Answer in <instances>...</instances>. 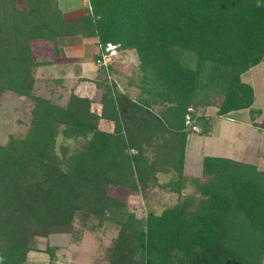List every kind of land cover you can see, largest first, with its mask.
<instances>
[{
    "label": "trees",
    "instance_id": "trees-1",
    "mask_svg": "<svg viewBox=\"0 0 264 264\" xmlns=\"http://www.w3.org/2000/svg\"><path fill=\"white\" fill-rule=\"evenodd\" d=\"M87 1L66 20L59 0H0V98L32 103L26 133L0 145V264H25L37 238L108 225L118 232L105 264H264V170L206 156L203 180L184 177L188 137L210 136L214 116L248 111L264 132V110L242 80L264 62V0ZM69 37L94 40L96 61L108 45L134 54L137 97L111 76L117 56L95 83L100 113L88 97L60 105L35 95L34 70L50 63L36 62L33 46L51 43L58 58ZM59 137L77 146L57 151ZM158 174L170 180L159 184ZM188 185L198 198L140 219L110 189L180 196Z\"/></svg>",
    "mask_w": 264,
    "mask_h": 264
},
{
    "label": "rangeland",
    "instance_id": "rangeland-1",
    "mask_svg": "<svg viewBox=\"0 0 264 264\" xmlns=\"http://www.w3.org/2000/svg\"><path fill=\"white\" fill-rule=\"evenodd\" d=\"M60 8L66 20H74L82 16L88 7L87 0H59ZM61 54L55 57L51 43L35 44L33 46L34 60L38 63L49 62V65L39 66L34 70V93L37 96L50 99L60 105H65L71 94L88 97L93 101L92 111L100 113L99 98L104 91L96 86V82L105 79L101 67L94 56L98 47L94 40L80 37H69L58 43ZM105 63L117 56L115 69L119 74L111 75L116 79L117 87L136 98L138 91L129 85L130 79L139 76L137 59L131 52L120 58L116 47L108 45L105 49ZM81 61V62H80ZM82 64V65H81ZM82 66V71L79 66ZM86 80V81H84ZM245 83L252 85L255 94L254 107L264 109V62L252 68L242 76ZM32 103L25 98H19L12 93H5L0 98V145H4L9 137H22L29 126ZM201 112V111H200ZM215 108L204 110L206 116H214ZM213 132L210 136L188 137L185 149L184 177L188 180L201 179L202 159L209 157L229 158L236 161L255 164L259 170H264V132L253 128L248 111L231 113L222 119L214 116ZM257 122L260 118L256 119ZM100 129L111 132L112 124L105 121L99 123ZM76 143L57 139L59 146ZM159 184L170 180V175H157ZM113 194L120 197L130 212L137 218L144 217L149 211L161 213L164 208L175 205L184 198H198L192 186L188 185L181 195L168 193L160 187H149L145 197L140 193L124 188L110 187ZM196 201V200H194ZM79 229V227H78ZM113 226H104L90 232L82 230V235H51L47 238H37L39 252L28 254L25 264H105L108 249L117 237ZM49 250V252H47ZM52 253V256H51Z\"/></svg>",
    "mask_w": 264,
    "mask_h": 264
},
{
    "label": "built area",
    "instance_id": "built-area-1",
    "mask_svg": "<svg viewBox=\"0 0 264 264\" xmlns=\"http://www.w3.org/2000/svg\"><path fill=\"white\" fill-rule=\"evenodd\" d=\"M106 56H105V54H103L102 55V58L100 59V60H97V62H98V64H99V67H102V66H106L107 65V63H105V60L107 59V58H105Z\"/></svg>",
    "mask_w": 264,
    "mask_h": 264
},
{
    "label": "crops",
    "instance_id": "crops-1",
    "mask_svg": "<svg viewBox=\"0 0 264 264\" xmlns=\"http://www.w3.org/2000/svg\"><path fill=\"white\" fill-rule=\"evenodd\" d=\"M80 62H81V61H80ZM81 65H82V64H81ZM81 65L79 66V70H80V71H82V66H81ZM263 110H264V109H263ZM209 116H211V115H209ZM222 118H223V117H222ZM222 118H218V119H222ZM214 119H215V118H214ZM214 119H213V121H214ZM213 129H214V126L212 127V132H213Z\"/></svg>",
    "mask_w": 264,
    "mask_h": 264
}]
</instances>
